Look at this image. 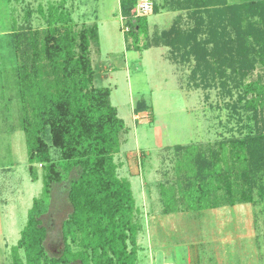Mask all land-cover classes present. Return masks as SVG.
<instances>
[{
    "label": "trees",
    "instance_id": "obj_1",
    "mask_svg": "<svg viewBox=\"0 0 264 264\" xmlns=\"http://www.w3.org/2000/svg\"><path fill=\"white\" fill-rule=\"evenodd\" d=\"M166 2L187 11L186 25L177 17L160 33L171 58L190 66L194 86L219 85L227 94L239 87L237 102L250 112L246 117L254 130L212 143L172 146L174 177L157 184L162 213L232 205L244 199L238 196L237 178L264 168V132L259 128L264 72L243 82L257 64L264 67V0ZM136 4L119 0L135 43L146 16L135 15ZM38 9L45 28L5 34L1 47L17 61L11 74L21 99L20 127L32 178L34 163L44 168L42 195L33 199L12 247L14 255L22 249L24 259L15 257L14 264H136L137 207L131 182L117 175L114 160L126 125L111 103L110 88L94 84L88 56L91 42H98L97 27L73 30L62 4H49L47 13ZM146 107L138 100L134 111ZM59 209L66 210L60 219L62 248L51 253L46 241Z\"/></svg>",
    "mask_w": 264,
    "mask_h": 264
},
{
    "label": "rangeland",
    "instance_id": "obj_2",
    "mask_svg": "<svg viewBox=\"0 0 264 264\" xmlns=\"http://www.w3.org/2000/svg\"><path fill=\"white\" fill-rule=\"evenodd\" d=\"M149 1L152 8L145 13L135 43V35L127 32L121 16L119 0H0V197L5 199L0 204L7 211L0 224L3 237L12 245L5 264H14L15 257L24 259V251L19 249L14 255L12 247L20 238L33 199L42 195L44 168L34 163V180L20 127L21 99L11 74L16 59L10 60L1 48L2 38L15 30L44 29L46 21L38 8L47 13L51 3L69 11L73 30L97 27L98 42H91L88 56L94 84L110 88L111 103L126 125L114 160L117 175L131 182L137 207L136 264H188L196 257V264H264V168L237 178L238 196L244 199L232 205L162 213L157 184L174 177L172 146L237 138L254 126L246 117L250 112L237 102L239 87H231L227 94L219 85L194 86L189 81L190 66L173 60L169 47L160 41L161 31L177 17L186 25L187 11L173 9L166 0ZM262 72L264 67L257 64L243 82ZM142 99L146 109L135 112L136 102ZM233 103L241 117L231 108ZM259 115V128L264 132V109ZM64 212L59 209L51 217L46 241L51 253L62 248Z\"/></svg>",
    "mask_w": 264,
    "mask_h": 264
},
{
    "label": "crops",
    "instance_id": "obj_3",
    "mask_svg": "<svg viewBox=\"0 0 264 264\" xmlns=\"http://www.w3.org/2000/svg\"><path fill=\"white\" fill-rule=\"evenodd\" d=\"M3 172V170H2V168L0 167V172ZM1 181H2V183H3V178H1ZM0 202L2 203V202H5V199H3L2 197H0ZM7 202V201H6ZM3 211H4V209H3V207H1V204H0V223H1V220H2V215L4 216V214H3ZM5 212H7L6 210L4 211V213ZM9 212V211H8ZM10 213H11V211H10ZM176 213V212H175ZM168 214H170V213H168ZM5 217V216H4ZM13 224V223H12ZM14 237V236H13ZM10 240H8V241H6V238L5 237H3V231H2V226H1V224H0V264H5L4 262H3V260H4V258H6L7 256V254H8V250L11 248V246L12 245H10V243L11 242H9ZM198 252V251H197ZM195 255V257H196V255H197V253H195L194 254ZM193 255V256H194ZM196 260H194L193 262H191L192 260H190L189 262H188V264H196V262L198 261V259H199V257H196L195 258ZM169 263H171V264H175L174 262H172V261H164V263L163 264H169ZM7 264V263H6Z\"/></svg>",
    "mask_w": 264,
    "mask_h": 264
},
{
    "label": "built area",
    "instance_id": "obj_4",
    "mask_svg": "<svg viewBox=\"0 0 264 264\" xmlns=\"http://www.w3.org/2000/svg\"><path fill=\"white\" fill-rule=\"evenodd\" d=\"M152 8L151 2L149 0H140L135 7V15L145 14Z\"/></svg>",
    "mask_w": 264,
    "mask_h": 264
}]
</instances>
